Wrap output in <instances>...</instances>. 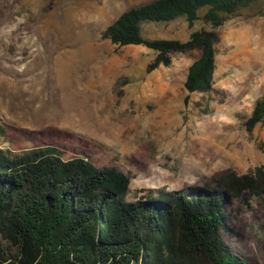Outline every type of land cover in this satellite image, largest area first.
<instances>
[{"label": "rangeland", "instance_id": "374dc122", "mask_svg": "<svg viewBox=\"0 0 264 264\" xmlns=\"http://www.w3.org/2000/svg\"><path fill=\"white\" fill-rule=\"evenodd\" d=\"M153 0H0V148L32 146L20 131L53 128L97 147L132 176L128 201L147 190L216 188L230 173L264 166V124L244 122L264 94V16L219 29L214 89H184L200 49L170 55L116 47L102 33L129 9ZM182 21L150 24L149 38L187 41ZM7 139L15 140L13 144ZM225 235L246 264H264V198L231 199Z\"/></svg>", "mask_w": 264, "mask_h": 264}, {"label": "trees", "instance_id": "16d2710c", "mask_svg": "<svg viewBox=\"0 0 264 264\" xmlns=\"http://www.w3.org/2000/svg\"><path fill=\"white\" fill-rule=\"evenodd\" d=\"M264 16V0H153L122 14L102 33L116 47L155 53L151 71L170 55L201 50L189 67V95L214 89L217 31L239 17ZM184 21L189 39L149 38L150 24ZM264 124V94L244 126ZM32 146L0 148V264H246L227 241L231 199L264 198V166L230 173L216 188L147 190L128 201L132 176L100 160L73 133L20 131ZM15 140L7 139L13 144Z\"/></svg>", "mask_w": 264, "mask_h": 264}]
</instances>
